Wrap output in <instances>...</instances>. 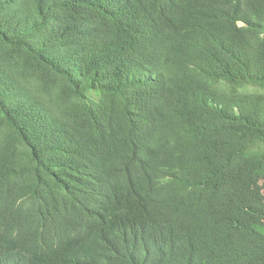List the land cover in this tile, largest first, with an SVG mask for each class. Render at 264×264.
Listing matches in <instances>:
<instances>
[{"label":"trees","instance_id":"1","mask_svg":"<svg viewBox=\"0 0 264 264\" xmlns=\"http://www.w3.org/2000/svg\"><path fill=\"white\" fill-rule=\"evenodd\" d=\"M0 264H264V0H0Z\"/></svg>","mask_w":264,"mask_h":264}]
</instances>
